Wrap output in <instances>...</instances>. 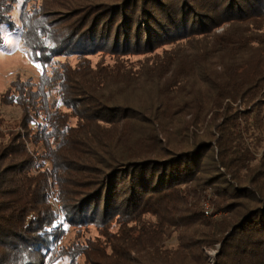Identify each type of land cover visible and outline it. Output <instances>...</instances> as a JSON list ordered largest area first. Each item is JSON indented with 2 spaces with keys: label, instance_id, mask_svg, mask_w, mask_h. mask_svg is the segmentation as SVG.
<instances>
[{
  "label": "trees",
  "instance_id": "16d2710c",
  "mask_svg": "<svg viewBox=\"0 0 264 264\" xmlns=\"http://www.w3.org/2000/svg\"><path fill=\"white\" fill-rule=\"evenodd\" d=\"M16 3L0 0V46L3 30L17 28ZM23 11L24 44L32 37L40 44L34 61L45 68L74 54L79 62L44 69L38 85L13 82L0 95L23 111L8 129L0 115V264L69 255L56 251L62 228L51 202L55 186L68 224L118 226L106 240L111 252L91 264H264V153L257 156L264 143V32H254L264 30V0H78L40 10L39 30L25 24ZM66 17L71 24L62 26ZM166 44L175 48L154 56L141 78L122 71L113 80L116 71L94 69L88 58L153 55ZM38 119L45 125L35 132ZM92 122L113 130L70 190L54 170L29 174L42 158L30 143L45 144L54 168L85 167L82 151L89 154L91 140L81 130ZM71 143L76 152L68 154ZM174 233L180 249H162ZM216 245L210 262L207 250Z\"/></svg>",
  "mask_w": 264,
  "mask_h": 264
},
{
  "label": "rangeland",
  "instance_id": "374dc122",
  "mask_svg": "<svg viewBox=\"0 0 264 264\" xmlns=\"http://www.w3.org/2000/svg\"><path fill=\"white\" fill-rule=\"evenodd\" d=\"M73 1L78 0H17V3L15 4L14 10L11 12L13 21L17 25V28L14 32H12L9 28H5L3 30V44L0 46V95L5 94L9 88L11 87V84L13 82H23V83H30V85H38L41 75L43 74L44 69L47 70V72L50 74L52 69L60 68L61 64H68L71 67H75L79 59L74 54H65L62 56H57L52 59V61L47 63V66L44 68L41 63H37L33 59V55L31 52L32 49L40 45L39 41H35V37H32L29 39V45H25L24 41L22 40V35L26 33V29L23 22L21 21L20 15L21 12L24 9V13H26L25 18L27 19L25 24L30 27L36 26L38 30L40 29L39 24L34 25V20L38 18L39 12L42 9H56L58 6H68L72 5ZM43 6V7H42ZM56 12V11H51ZM56 18L55 14L54 17H51V19ZM66 21L61 23L62 26H65L66 23L68 25L71 24V21L68 17H66ZM37 20V19H36ZM62 20L60 17L58 19H54V21ZM50 22H52L50 20ZM46 25L49 27H46L45 30L47 32H52L50 34H54V28H51L52 24H49L46 22ZM48 28V29H47ZM51 28V29H50ZM223 29L217 30V33L222 32ZM254 32L262 33V31H258L257 29H254ZM23 33V34H22ZM28 34H32L30 31ZM178 43V42H176ZM174 43V44H176ZM183 45L185 43H190L188 41L182 42ZM179 44H176L175 46H178ZM192 45V44H191ZM173 44H166L161 47L157 53L150 55V54H132L130 56L125 57H118L113 56L111 54L107 53H97L91 56H88L91 66L95 69L98 65L102 67L103 70L111 69L112 71H116V73L113 75V80H120L119 77L121 76L122 71H126L127 78L130 76V78H134L135 75H140V78L142 76V73H144V67H151V63L154 60V56L156 55H162L166 50H171V48H175ZM39 64L40 66L37 67L36 65ZM118 71V72H117ZM139 78V79H140ZM129 80V79H128ZM140 81V80H139ZM115 91L118 90V88H114ZM113 90H108L106 93H111ZM114 91V92H115ZM103 92V91H102ZM101 92V94H102ZM113 92V93H114ZM112 94V93H111ZM110 94V95H111ZM51 99H57L58 94L55 92H52L50 94ZM110 99V98H107ZM112 100V99H111ZM63 108V107H61ZM64 112H69L67 108H63ZM23 114L22 108L18 104L13 105H4L0 101V115L4 118V126L5 128H10L16 124V122L21 118ZM71 119V126L74 127L78 123L77 117H70ZM37 123H33L30 128H32L35 132L38 129V125L41 124L42 126L45 125V121H40L38 119L36 121ZM86 130H81L82 132L88 134L90 136V141H88V136L86 138V142H88V146H90V152L87 154V149L84 147L85 152L81 158L82 162L85 163V167L81 169H75L73 170V167L71 165H60V169H57L56 167L52 166L50 160L43 156L46 151V146L44 143H39L38 145L34 143L29 144V148L31 151L38 152L39 155L42 156L41 159H37L33 166L30 169L29 174L33 175H40L43 173H48L47 176H50V173L54 171L57 172V174L62 177L61 182H65V187L68 186V190L71 188V183L74 182L75 176L80 174V171L82 170V175L86 171L87 168H89L93 163L97 162L100 158V156L97 155L98 151L93 150L96 145H98L99 142L103 141L104 139H107V134L109 131H112L113 128L109 127L108 124L101 125V124H94L91 123L90 126L86 125ZM7 128V129H8ZM1 131L3 134H7V131L4 129V127L1 125ZM119 130H114V132H117ZM115 134V133H114ZM75 146L74 144H70L68 147L72 149V147ZM72 152H76V147L74 149L69 150L68 154H71ZM79 152V151H78ZM257 152V151H256ZM264 153V143L261 150L258 151L257 156H261ZM190 162L194 166H199L201 157L193 155L189 158ZM53 180L50 177V184H52ZM58 190V186H55V188L50 189V194L52 196V206L54 208V211L56 212L58 216V221L61 225L62 232L61 237L56 246V251L61 249L65 252H68L69 255H53L52 259L49 257L46 261L47 264H91L95 260L99 259V262H103L105 259L103 257H100L101 255H107L111 252L110 247L107 245V237L108 235L115 234L116 230L118 229V226H109L104 227L103 229H100L95 224H89L84 226H73L71 224H68L65 220L64 213L62 212V207L58 199L55 197V192ZM206 215L210 216L213 212L212 208H210L209 203L205 206ZM212 217L222 218L221 215H212ZM130 226V225H129ZM139 233V234H138ZM141 232L133 231V236H137L138 238L144 237L140 235ZM95 246L98 248L97 250H92L95 248ZM164 250H169L170 252H176L180 249L179 241L177 238V233H174L172 237L166 242L164 247L162 248ZM220 249V245H216L215 247L207 250L208 255L211 257L210 262H213V259L217 255L218 250Z\"/></svg>",
  "mask_w": 264,
  "mask_h": 264
},
{
  "label": "snow or ice",
  "instance_id": "6c2138e0",
  "mask_svg": "<svg viewBox=\"0 0 264 264\" xmlns=\"http://www.w3.org/2000/svg\"><path fill=\"white\" fill-rule=\"evenodd\" d=\"M36 66H37V67H39L40 65H39V64H37ZM53 227H55V225H53ZM50 230H51V229H50Z\"/></svg>",
  "mask_w": 264,
  "mask_h": 264
}]
</instances>
